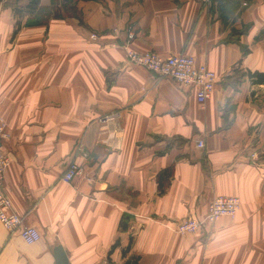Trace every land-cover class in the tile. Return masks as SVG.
Here are the masks:
<instances>
[{
	"label": "crops",
	"instance_id": "obj_1",
	"mask_svg": "<svg viewBox=\"0 0 264 264\" xmlns=\"http://www.w3.org/2000/svg\"><path fill=\"white\" fill-rule=\"evenodd\" d=\"M61 2L0 0L4 188L41 234L0 221V264H56L59 244L70 264H264V83L248 75L264 72V0L229 18L212 0H73L78 15L56 17ZM128 49L193 56L218 77L211 97ZM71 160L84 174L68 183ZM221 195L240 199L234 217L173 230Z\"/></svg>",
	"mask_w": 264,
	"mask_h": 264
},
{
	"label": "built area",
	"instance_id": "obj_2",
	"mask_svg": "<svg viewBox=\"0 0 264 264\" xmlns=\"http://www.w3.org/2000/svg\"><path fill=\"white\" fill-rule=\"evenodd\" d=\"M128 37L134 38L132 30L129 31ZM92 38L96 39L97 35L93 34ZM127 56L131 63L143 66L160 77L172 78L182 86H195L200 103H205L215 89L218 78L216 73L207 65L197 62L193 56L180 53L164 57L154 51L137 52L133 49H128ZM117 116L118 113L109 114L105 119L112 120ZM8 138L10 132L7 123L0 120V221L10 235L19 234L27 243H34L40 240V232L35 227L25 225V217L16 211L4 188L5 172L10 164V157L3 152L1 144ZM197 145L203 148L204 140H199ZM78 153L89 156L82 148H78ZM83 174L84 169L75 160H71L62 178L70 183ZM239 208L240 199L237 196H216L209 202L207 214L203 218L182 219L175 224L173 230L180 234L197 233L205 225L212 227L223 216L234 217Z\"/></svg>",
	"mask_w": 264,
	"mask_h": 264
},
{
	"label": "trees",
	"instance_id": "obj_3",
	"mask_svg": "<svg viewBox=\"0 0 264 264\" xmlns=\"http://www.w3.org/2000/svg\"><path fill=\"white\" fill-rule=\"evenodd\" d=\"M212 1L217 2L220 13L221 14H223V12L226 13L225 15L226 18H229L231 15H234L243 2V0H212ZM39 4H40V0H29V3L27 4V9L30 11H35L38 8ZM67 15H75V16L78 15L77 8L76 5L73 3V0H62L59 7L55 8L56 17H66ZM248 75L251 78H255L254 80L255 83H264V72H254V73L249 72ZM241 77L242 76H239L238 78ZM172 174H173L172 167L165 168L158 173L157 177H158L160 192H163L165 190ZM126 219H127L126 216H124L120 222V226L123 229H126L128 227V223Z\"/></svg>",
	"mask_w": 264,
	"mask_h": 264
},
{
	"label": "water",
	"instance_id": "obj_4",
	"mask_svg": "<svg viewBox=\"0 0 264 264\" xmlns=\"http://www.w3.org/2000/svg\"><path fill=\"white\" fill-rule=\"evenodd\" d=\"M54 254L56 257V264H70L66 250L62 245H57L54 248Z\"/></svg>",
	"mask_w": 264,
	"mask_h": 264
}]
</instances>
